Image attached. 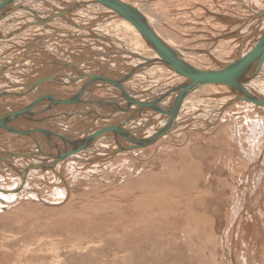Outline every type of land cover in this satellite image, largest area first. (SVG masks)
Masks as SVG:
<instances>
[{
	"label": "rangeland",
	"instance_id": "obj_1",
	"mask_svg": "<svg viewBox=\"0 0 264 264\" xmlns=\"http://www.w3.org/2000/svg\"><path fill=\"white\" fill-rule=\"evenodd\" d=\"M87 1H89L88 3H91L90 0ZM185 1L186 0H180L162 3L159 6L153 7L152 11L158 12L161 15L160 17L157 13L158 17L164 19L161 20L162 26L168 32H172L173 28L171 27L174 25L179 26L181 30L186 27H191L192 24H198L199 27H201V34H188V36H184L185 38L183 37L186 39V37L189 38V35H195L189 40L193 41L192 45L190 44L191 46L187 45L189 50H191V48L194 49V46L199 45V42L202 44L204 39L208 37L207 33L210 30V24L207 23L210 21L208 20L209 17L206 18L207 13L210 16L214 12L219 11L218 13H220L221 9V13L222 11H224L225 14L230 13L232 15L234 13L240 17L249 13V11L247 12V9L242 8L237 3H231L233 0H217L219 2L216 0H197V2H203L202 4L204 5L200 7L203 9L198 8L197 12H193L192 10L190 12L189 9L186 10L185 5H181L187 2ZM17 2L19 3V0L13 2L12 6H20ZM65 2L67 8L70 5L71 8H75L72 5V3H75L74 0H65ZM79 2L81 4L80 0ZM79 2L77 1V3ZM66 6L64 9H66ZM91 7H87V4H85L83 8L78 6L75 10L76 12L77 10L80 12L76 14L80 13L83 15V9H91ZM32 8L30 7V9ZM71 8L70 10L72 11ZM33 10L36 9L33 8ZM97 10L96 13L94 10H90L88 17L91 18L94 16V19L97 18V20H104V13H100L99 9ZM29 15H26L25 13L20 15L22 18L21 21H25L23 19L33 20L32 17H37L36 14ZM53 15L57 16L55 14ZM237 15L233 17H237ZM65 16L69 17L70 15L67 13ZM240 17L232 19H237L236 21H239V19H242ZM90 18L83 17L80 19L87 22L91 21ZM13 19H8L9 23H13L12 26L17 24L18 17L14 19L15 21ZM41 21L42 19L38 20L40 23ZM240 21L242 22V20ZM93 22L94 21L90 23L92 24ZM221 22L224 23V21H218L216 22L218 24L215 25L216 27L220 26L219 29H226L228 26L227 30L229 29V31H234V28H236L237 25L238 27L236 29H239L240 27L238 22L235 27L232 26V29L229 25H231L234 21L231 24L228 22L227 26H225L226 23L223 24ZM26 23L24 26H26ZM42 23L44 24L45 22ZM167 23L171 27H169ZM206 24L208 26H206ZM92 25L95 26L94 23ZM121 27L123 26L119 25V27H113L110 29H116L113 32V36H118L117 38L119 39L126 38L121 35ZM52 30L53 29L51 28L50 31L52 32ZM50 31L46 33H49ZM201 31L206 32H203L204 35H202L203 33ZM94 32L97 34L98 29H94ZM217 32L218 31H216V33ZM216 33L211 32L210 34L212 36L209 35V37L211 36L210 42L213 43V45H218L217 43L221 42H229V40H236L237 38L234 37L240 38L243 34L240 33L238 36V31L235 32L236 36L234 33L229 35H222V33H220L216 36V39L213 38V35ZM50 36V34L48 36L45 33L35 34L33 37L32 35H29L28 37L26 35L21 39L22 41H19V44L22 43L21 45L23 46L26 43H32L35 45L40 44L39 48H44L47 52H52L51 54L53 55L62 57L59 55L62 53L65 55L64 57L74 60L84 58V62L87 63L93 61L100 62L98 61L99 52L101 49H105L100 47L101 43L98 44L94 41V44H90V42L85 40L84 37H81L80 35H77L76 37L61 36L60 38L57 37V40L55 38L56 36ZM181 37H178V39ZM39 39H41V41ZM185 43L188 42H184V44ZM14 44H16L17 47L19 46L18 48L22 49L21 45L17 43ZM110 48L106 49L110 51L113 59L115 61L121 60V62H116L117 67H119V76L113 77L110 71L108 73L103 70L104 72H102L105 77L107 75L108 79L118 81L117 79L119 78L123 80L122 77H130L131 74L132 77L141 71L140 66L135 68L137 71L135 72V70H133L134 68L128 64L127 58L119 56L121 55L120 52L117 53L119 55H117L116 52H114V54ZM237 48L243 49L244 44L239 45ZM20 49L19 51L24 50ZM11 50L15 51L16 49L13 46L11 47ZM41 51V53H36L35 55L45 57L46 52L43 50ZM122 51L123 55L124 50H121V52ZM257 51L258 50L255 45L251 48L249 53ZM190 53L197 55L203 54L206 56L205 50L201 53L192 51H190ZM31 60L35 61V59H30V61ZM45 63L49 65L47 62ZM56 65L61 66V64ZM42 68L45 69L43 65ZM34 70H32L33 75L36 74V71ZM27 72L29 74V71ZM38 73H42V71ZM12 75L20 77L24 76L22 73H15ZM134 77L136 78L133 80L137 82L138 74ZM154 84L153 88L145 89L144 91L143 89L140 91L135 90L134 92L136 94H142L143 92L147 94L152 92H150V90H154V92H156V90L162 91V89L166 92L165 89L170 87L167 85L162 88L160 86L162 83L159 82H155ZM177 84H179V82ZM182 84L180 83V85ZM46 85H48L47 87H49L50 91L53 92L48 91V89L45 88ZM60 87L61 86L58 85L57 82H50L45 84L41 90H37V94H40L37 96L50 93L52 97L49 98L53 99L54 96L56 98L59 95L63 96L64 94L67 95L70 93L67 91L68 89H58L57 91L59 92H54L53 89ZM176 89L178 90V88ZM169 92L170 91L166 93ZM225 95L226 94L224 93L223 96ZM4 97L5 96L0 97V106L2 105V107H0V114L2 115H0V120L5 121L4 124L12 122L13 117L26 113L25 110H22L21 104L24 103L21 102V98L13 97L7 99ZM212 100L210 98L209 100H202L199 102L195 100L193 102L198 105L195 109L191 110L183 108V111H181V106H179L178 111L175 114V118L177 116L179 117L181 114H186V116L179 119V125L178 128H176L178 130H176V132H168L159 137L157 136L158 138L146 143L145 146L143 145L141 148L130 149L128 151L125 150L118 153V155H113L111 157L107 156L108 158H102L101 154L96 156L98 153L97 151H87L83 149L81 150L84 153L81 157L83 161L81 160L78 162L79 159L72 160L70 158H62L64 160L60 161L58 171L65 178L66 188L61 185V190L60 187L55 188V186L49 184L53 181L52 175L40 180L37 178L39 173H35L34 176L30 174V178L23 183V181L18 178V173L16 171L1 170L0 187L8 188L13 185V183L15 185L18 181L19 187L30 188L31 191L38 194L39 197L37 199L36 197L32 198L21 196L20 198H12V201L9 200V198H6L7 202L3 199V197H0V264H258L253 254L255 249L251 246V252L246 251L247 246H244L242 243L244 233H242L243 231L241 230L244 227L247 228V226L251 227V224L253 225V223L256 222V219L259 220L263 213L259 206L261 204L258 194L260 192V194L264 193V173L262 172L264 171V152H262L264 151V128L261 129L264 126V123H259L258 120H261L260 116L264 118V114H262L264 113V109H258L253 105H249L251 108H247V111L244 112L243 105L245 102H239V104L226 106L224 103L221 104L220 100ZM16 103L18 105H16ZM217 103L220 105H217ZM211 106L216 109L214 112H217L211 113L209 112L210 109H205L207 107L210 108ZM9 107L10 112L12 111V108H16V110L17 108L19 110L21 109V114L19 113L16 116H11L12 112L9 113ZM79 109L80 107L77 111L84 112V109ZM105 110H108V108L104 109V111ZM4 111L8 112L5 113ZM133 111H131V113ZM138 112L139 114H131L130 117L132 115H134V117H141L142 114L140 111ZM86 114L89 113L86 112ZM3 115L5 117H3ZM256 117L257 119L259 117L260 118L257 120ZM150 120L152 122L158 121L157 118H152ZM13 121L15 120L13 119ZM252 121L255 125L252 124ZM55 122L57 121H53L51 123ZM91 124L94 125L95 122L93 123L92 121H88L87 124L83 127L81 125V129L77 128L79 130L76 131L81 132V135H90V133L98 130V126L95 124L96 127L92 128L94 131L90 132L88 127ZM261 125L262 127H260ZM107 126L108 127L106 128H111L110 125ZM33 130H37L35 126ZM87 130L90 133H88ZM70 131L73 130H61L59 133L63 135ZM84 131H86V133ZM8 135L11 136L7 137L4 134L0 135V139H4L0 142L2 154H8L10 150L24 154L26 152L25 149L28 148V143H32L29 136L25 134L21 135L20 133H13ZM73 136L74 135L71 133L66 134L65 137L63 136V142L65 143L69 140H73ZM105 142H103V144L101 143L100 147L103 148V146L107 143ZM47 144L48 143H43L41 146L47 147L49 146V144ZM97 146L98 145H96V147ZM24 164L26 165L27 163L25 162ZM251 172L253 173L249 174ZM179 173H181V175ZM193 173L195 174L194 177L196 179H198L199 176V178H204L206 182H208L206 185L201 182L202 179L194 181L195 185L200 184V191L205 192L207 189L209 192V194L205 193L207 194L206 197H202L200 199L199 205H191V208L197 211V217L191 216L194 214H181L179 212L182 211V209L180 210L177 207L178 203L182 202V200V204H185L188 203L189 200L193 199H187L186 197L183 198V196H181L182 188L178 186V175L182 176L179 179L181 180L183 178H190V175ZM230 177H232V179ZM237 177L239 179H237ZM218 178L223 180L225 179L224 181H226V183L230 186L226 188L222 187L217 182ZM240 179H242V181ZM166 180L173 181L175 185H164V181ZM247 180H249L250 183ZM192 185L193 182L191 181V184L187 187L191 188ZM252 186L253 188H251ZM215 188L221 193L215 192ZM133 189H135L136 192ZM167 194L168 196H166ZM187 196L191 197V194ZM209 196H213V199L209 198ZM228 196H230L231 200L229 203L225 202V199ZM39 198L41 201H39ZM42 200L46 201L47 204ZM53 202L56 205L50 204ZM247 202L252 204L251 210L248 208ZM236 213H238V215H236ZM167 216L169 217L167 218ZM251 233L255 236L259 233V230L252 226ZM261 239H263L262 236ZM257 245L258 243L256 241V248L258 247ZM248 254H250L253 263L250 261L246 262L243 259ZM235 255L237 257H234ZM239 257H241L244 261H242Z\"/></svg>",
	"mask_w": 264,
	"mask_h": 264
},
{
	"label": "bare ground",
	"instance_id": "obj_2",
	"mask_svg": "<svg viewBox=\"0 0 264 264\" xmlns=\"http://www.w3.org/2000/svg\"><path fill=\"white\" fill-rule=\"evenodd\" d=\"M15 1H17V0H12L11 3L7 7L0 10V97L5 96L4 98H7V99L13 98V97L21 98L20 100L24 104H21V103L20 104L22 106V110H25L26 113L23 115H20L21 117H19V118L13 117V119L15 121H13V119H12V122H10V123L6 122L7 124H4L5 121H3L2 125L0 126V135L4 134L5 136L8 137V136H11L8 134H13V133H20L21 135L25 134V135L29 136L32 143H28V148L25 149L26 152L24 154L19 153V152H13V150H10V152L8 154L7 153L2 154V150L0 149V171L1 170H3V171H6V170L16 171L18 173V178L20 180H22L23 183H24V181H27V179L30 178V176H29L30 174H32L34 176L35 173H39L37 178H39L40 180L44 179L47 176L52 175L53 181L49 184L55 186V188L56 187L58 188L61 185L66 188L65 178L58 171L60 161H63L64 159L61 158V160L57 161L56 160L57 154L65 155V156H63V158H70L72 160L73 159H79L78 162L81 160L83 161V159H81L82 154H84L82 151H78L77 153H74V154L71 152L75 149L76 145L83 143L85 141L84 139H86L90 136H92V137L89 139V141L87 142V144L85 145V147L83 149H85L87 151H89V150L90 151H97L98 153L96 154V156H99L101 154L102 158L103 157L106 158L107 156L108 157H111L113 155L115 156V155H118V153H120L122 151L130 150L127 147L131 146L132 144H130V143L126 142L124 139H122L121 135L116 133L113 130V128L121 127L131 137H135L136 139L141 140V141H147V142L143 143L142 146H139L137 148H141V147H143V145L145 146L146 143H149L150 141L158 138L159 136L152 139V137L154 135H156L157 133H159L161 130H163L166 127V125L170 119V116H172V113H170V115L167 113L173 111V103L175 100H178V107L181 106L180 107L182 109L181 111H183V108H187L190 110L195 109L198 104H195L193 101L196 100L197 102H199L202 100H209V98L211 100L215 99L216 101L220 100L221 104L224 103L226 106L239 104V102H242V103L245 102V104L243 105L244 112L247 111V108H251V107H249V105H253L258 109L259 108L264 109V105H258V104H255L254 102L249 101V100H245L247 97L246 95H249L251 97H254L257 100H260V101L263 100L264 101V61H263V63H261L259 65H257V61L253 62L250 70L246 71L242 78L234 80V83L238 86V90H236V98L234 97V94L231 91H229L228 87H223L221 85L200 84V83L192 82L194 75L197 74L198 71H199V73H203L205 75H208L210 73L221 72L220 70L231 69L236 63L241 62L244 58H247L249 56V54H252V53H249V51L251 50V48L253 46L256 45L257 50L260 49L261 42L264 41V0H243V1L242 0H233V1H231V3L235 2L233 4L237 3L242 8L247 9V12L249 11L248 14H244V16H242V17H240L239 15L234 14V13H233L234 15L233 14L231 15L230 13L225 14L224 11H222V13H221V10H222L221 8H220L221 9L220 13H218L219 11L214 12L212 14L209 12L211 14L210 16L208 15V13L206 14L207 16L204 14L206 16V18L209 17L208 20L210 21L209 23H207V24H210V26H209L210 30L207 33L208 37H209V35H211L210 34L211 32L216 33V31H218V32L215 35H213V38H216V36L219 35L220 33H222V35H226V34L229 35V34L234 33V35L236 36L235 32L238 31V33H237L238 36L240 35V33H243V34L240 36V38L234 37V38H237L236 40H233V41L229 40V42L217 43L218 45H215V44L213 45V43L210 42V37L212 35L209 38L205 36L206 39H204L202 44H200V42H199L198 43L199 45L194 46V49L191 48V50H189L187 45H190V44L192 45L193 41L192 40L189 41V40L192 39L195 35H193V36L189 35V38L186 37V39H184L185 38L184 36H188V34H196V33L201 34L200 33L201 27H199L198 24H192L191 27L185 26L186 28H183L181 30V28H179V26L174 25L173 27H171L167 23V25L169 27L173 28L172 32H168L162 26L161 20H164V19L160 18L161 15L158 12L152 11L153 7L159 6L162 3L174 2V1H180V0H119V1L123 2L124 4H126V6L130 7V9L137 14V16L140 20L139 23L142 24L145 28H147L146 29L147 31L149 29L150 31H152L154 33V35L156 36L157 39H159V41L160 40L162 41V44L165 46V49L162 48V53L163 54L167 53L170 57L169 58L170 62L168 64H165L164 62L166 60L161 59L158 56V54L150 48L147 40L144 38V37H146V35L145 34L141 35L138 32V30L135 28V25L133 23L129 22V20H126L122 15L118 14L117 12H115L111 9H108L104 6H101L93 0H90L91 3H88L89 1H87V0H80L81 4H80L79 0H76V1L74 0L75 3H72V5L75 8L78 6H81L83 8L85 6V4H87V7L92 6L91 9L88 8L89 11L94 10L95 13H96V10L99 9L100 13L103 12L105 15V16L102 15L104 17V20L100 19L101 20L100 21V20H97V18L94 19L95 18L94 16H92L91 18L88 17V15L90 13H89L87 8H85L86 10L83 9V15H81L80 13L76 14L80 11L77 10V12H76L75 8L70 7L71 5L68 6V8H67V6L65 5V3H66L65 0H19V3L17 2V4H20V6L19 5H13L12 6L13 2H15ZM77 1L79 3H77ZM186 1H185L186 2L185 4H181V5H185L186 10L189 9L190 12H191V10L193 12H197V9L200 8L202 5H204V4H202L203 2H197V0L196 1L192 0V2H191V0H186ZM0 2H1V0H0ZM217 2H219V1H217ZM179 3H181V2H179ZM65 6H66V9H64ZM30 7L31 8L33 7L36 10H33V8L30 9ZM70 8L72 9V11L70 10ZM183 8H185V7H183ZM200 9H203V8H200ZM233 9H235V8H233ZM206 10H207V8H206ZM180 11H181V8H180ZM210 11L212 12L211 9H210ZM193 12H192V14H193ZM201 12H203V11H201ZM228 12H230V11H228ZM24 13L26 15L36 14L37 17H32L33 20L23 19L25 21H21L22 18L20 15H23ZM67 13H69V15H70L69 17L65 16V14H67ZM154 13H156V14H154ZM157 13L159 14L160 17H158ZM53 14H55L57 16H54ZM93 15H95V14H93ZM155 15H157V16H155ZM236 15H237V17H240L242 19H239V21H236L237 19L233 20L232 18H234V19L237 18V17H233ZM16 17H18L17 24H14V26H12L13 23H9L8 19L11 20L13 18L15 19ZM83 17L90 18L91 21L85 22V21L81 20L80 18H83ZM29 18H31V17H29ZM41 19H42L41 23L38 22V20H41ZM215 20H216V22L224 21V23L223 22H221V23H223V24L226 23L225 26L228 25L227 24L228 22L231 24L234 21L231 25H229L231 27V29H232V26L235 27V25H237V22L240 24V27H239V29H236L238 27V25H237L236 28H234L235 29L234 31H232V30L229 31V29L227 30L228 26L226 29L225 28L219 29L220 26H217V27L215 26L216 24H218L215 22ZM240 20H242V22ZM27 21H30V22H27ZM92 21H94L93 23L95 24L96 27L94 25H92L93 23L92 24L90 23ZM24 22L25 23L27 22L26 26H24V24H25ZM42 22H45V23L43 24ZM154 22H155V24H154ZM202 24H204V23H202ZM207 24H206V26H208ZM119 25L123 26L120 28V30L122 31L121 35L126 37V38H122V39L120 38L119 39V38H117L118 36L117 37L113 36V32L116 29L115 28L113 30H110V29L113 27H119ZM51 28L53 29L52 32L50 31ZM96 28L98 29V33H97L98 35L94 32V29H96ZM48 31H50L51 33L50 32L46 33ZM203 32L205 33L206 31H203ZM40 33H43V34L45 33L48 36H49V34L51 36H56L55 37L56 40H57V37L60 38L61 36L62 37H76L77 35H80L81 37H84L85 40L90 42V44H94L93 43L94 41L97 42L98 44L101 43L100 44L101 46L98 44L97 45L102 47V48H105V49H101V51L99 52L98 61H100V62L95 61L97 63L96 64L94 61L90 62V63L84 62L85 61L84 58L83 59L80 58L81 60L80 59H78V60L70 59L68 57H64L65 55L62 53L59 54L62 57L53 55V54H51L52 52L50 53L49 51L47 52L44 48L43 49L39 48L40 44L35 45L32 43H26L24 46L21 45L22 43L19 44V41L24 36L27 35V37H28L29 35H32V37H33V36H35V34H40ZM204 33L202 35H204ZM251 33H252V35H251ZM5 35H7V36H5ZM177 36L178 37L182 36V37L178 39ZM197 37H199V36H197ZM55 38H53V39H55ZM39 40L41 41V39H39ZM114 41H116V42H114ZM221 41H222V39H221ZM184 42H188L189 44L188 43L184 44ZM14 43L21 45L22 49H24V50L18 48L19 46L17 47V45ZM182 43H183V45H182ZM194 43H196V42H194ZM241 44H244V48L243 49L237 48ZM13 46L16 49L15 51L11 50V47H13ZM52 48H54V47H52ZM106 48L112 49L113 53L116 52V54L120 52L121 55H119V54H117V55H119L123 58H127L128 64L134 68L133 70H135V72H137L135 68L141 66L140 67L141 71H139L137 73L138 74V81L137 82L134 81L136 78L134 76H136L137 74L133 75L132 77H131L132 74L130 75V77H122L123 80H121V78H119V79H117L119 82L115 81L113 79H108L107 78L108 76L106 74H105L106 77L104 76V74H103L104 71H106L108 73L110 71L113 77L119 76L118 75L119 67H117L116 62H121V60L115 61L113 59V56H111L110 51H108V49H106ZM19 49L22 51H19ZM98 49L100 50L99 47H98ZM41 50H43V51L45 50L44 51V52H46L45 57L35 55L36 53H41L42 52ZM121 50H124L123 55H122L123 51L121 52ZM204 50L206 51V56L203 54L197 55V54L190 53V51L201 53ZM254 53H256V52H254ZM173 57L175 59H178L179 63L183 67H185V68L188 67L190 69V72L187 70L190 73V77H187V78L182 77L176 71H174V67L171 66V62H172ZM30 59H35V61H32V60L30 61ZM45 62H47L50 66L47 65ZM56 64H61V66L56 65ZM42 65H43V67H45V69L42 68ZM22 67H25V68H22ZM34 69H37V70H34ZM32 70L36 71L35 75H33ZM27 71H29V74ZM40 71H42V73H38ZM15 73H22L24 76L20 77V76L12 75ZM96 79L117 83L123 89L122 90L110 89L107 86H105L107 84L104 83L105 85H102L103 83H101L100 81H97ZM53 81L57 82V84L61 86L60 88L53 89L54 92H59V91H57L58 89H61V90L62 89H65V90L68 89L67 91H69L70 93L67 95H65L63 93L64 94L63 96L59 95L56 98L54 96L53 99L49 98V97H52V95H50V93L49 94L45 93V95L37 96V95H40V94H37V90H41V88L44 87L45 84H48V83L53 82ZM167 81H168V83H167ZM155 82L162 83V85H160L162 88L166 87L167 85L170 86V87H167V89H165L166 92H168V91H170V92L166 93V92H164L163 89H162V91L155 89L156 92H154V90H150V92L151 91L152 92L147 93V94L144 92L142 94H140V93L136 94L134 92L135 90L140 91L141 89H143V91H144L145 89L153 88V86L155 85L154 84ZM178 82H179V84H177ZM89 83H90V85H89V87H87ZM180 83L181 84L183 83V84L180 85ZM163 84H165V85H163ZM47 86L48 85H46L45 88L48 89V91H50L49 87H47ZM161 87H160V89H161ZM176 88H178V90ZM7 89H9V90H7ZM50 92H53V91H50ZM224 93L226 94L225 96H223ZM180 94H181V96L179 97ZM143 96H145V97H143ZM121 97H125V98L129 99L130 101L142 102V103L152 102L155 100L156 101V107H155V109H152L153 110L152 111L150 109L151 107H145L143 105H141V106L128 105L125 102V100L121 99ZM141 97H143V98H141ZM178 97H179V99H178ZM35 101H37L36 106L33 105V103ZM62 101H69L70 103H73V104H70V103L69 104H56L55 103V102H62ZM212 102H213V100H212ZM218 104L219 103H217V105ZM224 104H223V106H224ZM16 105H18V104L16 103ZM16 105H15V107H16ZM13 106H11V107H13ZM0 107H2V105ZM24 107H25V109H24ZM79 107H80V109L81 108L84 109V112L83 111H77V109ZM106 107L108 108V110L104 111V109H107ZM213 108L214 107L211 106L210 108L207 107L205 109H210L209 112H211V113L217 112V111L214 112V110H216L217 107H216V109L215 108L213 109ZM235 109H236V107H235ZM22 110L21 109L19 110L18 108L16 110V108L15 109L12 108V111H11L12 113H11L10 107H9L8 111H9V113H11V116H13V115L16 116L19 113L21 114ZM131 111H133V112L131 113ZM138 111H140V113L142 114L141 117H134V115H132L130 117L131 114H135V115L139 114ZM221 111H222V109H221ZM7 112H5V113H7ZM86 112L89 113L90 115L86 114ZM110 113H113V114L110 116ZM182 113H184V112H182ZM242 113H243V111H242ZM259 113H262V112H259ZM262 114H264V113H262ZM220 115H221V113H220ZM238 115H237V117H238ZM243 115H241V116H243ZM175 116H174V119L171 123L170 128L167 130L166 133L176 132V130H178L176 128H178L179 119L186 116V114L185 115L181 114V115H179V117L177 116L176 118H175ZM3 117H5V116L3 115ZM260 117H261V120L259 119ZM260 117L258 118L259 120L257 119V117H256V119L258 120L259 123L261 122L263 124L264 118H262V116H260ZM152 118L153 119L157 118L158 121L152 122L150 120ZM6 119H7V117H6ZM26 119H30L32 121L26 122L25 121ZM4 120H5V118H4ZM53 121H57V122L51 123ZM88 121H92L93 123L95 122V124L98 126V130L94 131V129H92V128L96 127V125L91 124L88 128H89L90 132L91 131H94V132L90 133L87 130L88 133H90V135H81V132H78L76 130L81 129L80 126L82 125V127H83L85 124L88 123ZM252 124L255 125L254 122ZM107 125H110L111 128L110 129L106 128V127H108ZM34 126L36 127L37 130H33ZM257 126H258V124H257ZM260 127H262V125ZM3 128H5V129H3ZM67 128H69V129H67ZM77 128H79V129H77ZM234 128H235V125H234ZM263 128H264V126L261 129H263ZM61 130H68V131L73 130V131H70V132H67V133L61 135L59 133ZM253 130H254V128H253ZM84 132L86 133V131H84ZM70 133L74 135L73 136L74 138H72L73 140H69V141L67 140L68 142L64 143L63 142V140H64L63 136L65 137L66 134H70ZM254 133H256V132H254ZM3 140H4L3 138L0 139V142ZM103 142L106 143L105 144L106 147L103 146V148H102V147H100L101 146L100 144L101 143L103 144ZM43 143H48L49 146H47V147L41 146V145H43ZM96 145H98V146L96 147ZM134 149H136V148H134ZM251 150H252V148H251ZM262 152H264V151H262ZM90 153H93V152H90ZM67 154H69V155L67 156ZM251 155H252V153H251ZM25 162L27 163L26 165L24 164ZM262 172L264 173V171H262ZM252 173L253 172H251L249 174H252ZM179 174L181 175V173H179ZM190 176H191L190 178H187V179L183 178V179L179 180L182 176L178 175V178H179L178 179V186L180 188H182L181 189L182 190L181 196H183V198L186 197L187 199L188 198H193V199L188 201L189 205H188V203L182 204L183 203V200H182V202L178 203L177 207L180 210L182 209V211H180L179 213H181V214H186V213L194 214L191 216L197 217V211H195L193 208H191V205H196V204L199 205L200 199L202 197H206V195L209 194V192L207 191V189L205 190V192L200 191V189H201L200 184L195 185L194 181L202 179V178H199V176H198V179H196L194 177L195 176L194 173ZM162 177H164V176H162ZM232 177H230V178L232 179ZM262 177H263V175H262ZM190 179L193 182V185L191 186V188H188L187 186H189L191 184ZM237 179H239V178L237 177ZM237 179H235V180H237ZM247 179H249V178H247ZM224 180L218 178L217 182L224 188L230 186ZM240 180L242 181V179H240ZM247 181H249V180H247ZM17 182L15 185L13 183V185L9 186L8 188L0 187V197L1 198L3 197V199L5 201H6V198H9V200H11L12 198H20L21 196H27V197H32V198L36 197L38 199V197H39L38 194L31 191L30 188H24L21 186L19 187V185H18L19 182L18 183ZM201 182L206 184V185L208 183V182H206V180L204 178L202 179ZM249 183H250V181H249ZM165 184L175 185V183L173 181H170V180L164 181V185ZM259 184H261V183H259ZM150 185H152V184H150ZM245 185H247V184H245ZM132 186L135 187L134 185H132ZM162 187H163V185H162ZM245 188H246V186H245ZM251 188H253V186ZM135 189H133V190H135ZM60 190H61V187H60ZM135 192H136V190H135ZM215 192L221 193L219 190H216V188H215ZM205 193H207V194H205ZM247 193H248V191H247ZM260 193L258 194V196H259V201L261 204L259 206L263 212L262 216L260 217L259 220L256 219V222H254L253 225L251 224V227L247 226V228L246 227L242 228L241 231H243L242 233H244L243 234L244 236H243V239L242 238L241 239H242V243L244 244V246L245 245L247 246L246 251L251 252V246L255 249L253 254L255 256L256 262L258 264H264V208H263L264 207V203H263L264 193H262V194H260ZM189 194H191V197L187 196ZM166 196H168V194ZM260 196H262V197H260ZM40 198H39V201H41ZM209 198L213 199V196L212 197L209 196ZM241 200H243V199H241ZM42 201L46 203V201H44V200H42ZM152 201H153V199H152ZM229 201H231L230 196H228L225 199V202L229 203ZM257 203H258V201H257ZM50 204L56 205L54 202L50 203ZM175 204H176V202H175ZM247 204H248V208H250V210H251L252 204H249L248 202H247ZM174 207H175V205H174ZM236 215H238V213H236ZM169 216H167V218ZM188 218H190V217H188ZM152 220H153V218H152ZM252 221H253V219H252ZM252 226H254V228L259 230V233L255 236H253L251 233ZM241 236H242V234H241ZM261 236L263 239H261ZM259 238H260V240H259ZM256 241L258 243L257 248H256ZM236 254H237V251H236ZM234 257H237V256L235 255ZM239 258L242 259L241 257H239ZM239 258H237V259H239ZM233 259H235V258H233ZM243 259L246 262L250 261L251 263H253L251 260L250 254H248ZM243 259H242V261H244ZM234 261H236V260H234ZM237 262H238V260H237ZM239 263H240V261H239Z\"/></svg>",
	"mask_w": 264,
	"mask_h": 264
},
{
	"label": "water",
	"instance_id": "obj_3",
	"mask_svg": "<svg viewBox=\"0 0 264 264\" xmlns=\"http://www.w3.org/2000/svg\"><path fill=\"white\" fill-rule=\"evenodd\" d=\"M11 1L12 0H1L0 10L7 7L11 3ZM93 1H95L96 3H98L101 6H104L108 9H111V10L117 12L118 14L122 15L126 20H129V22L133 23L135 25V28L138 30V32L141 35L142 34L146 35V37H144V38L147 40L150 48L154 52H156L161 59L166 60L164 63L168 64L170 62L169 55L167 53L166 54L162 53V48L165 49V46L162 44V41L161 40L159 41V39L156 38V36L154 35V33L152 31H150L149 29L147 31L146 30L147 28H145L142 24L139 23L140 20H139L137 14L135 12H133L130 9V7L126 6V4H124L123 2H121L119 0H93ZM255 61H257V65L263 63V61H264V41L261 42V47L256 53L250 54L247 58H244L241 62L236 63L231 69L220 70L221 72L210 73L208 75H205L203 73H199V71H198L197 74L194 75L192 82H196V83H200V84L221 85L223 87H228L229 91H231L234 94V97L236 98V90H238V86L234 83V80L242 78L244 76L245 72L250 70L252 63ZM171 66L174 67V71H176L180 76L185 77V78L190 77V73H189L190 69L188 67L187 68L183 67L179 63L178 59H175L173 57L172 62H171ZM97 81H100L101 83H103L102 85L107 84L105 86H107L110 89H119V90L123 89L117 83L103 81V80H97ZM89 85H90V83L88 84L87 87H89ZM181 94L179 95V97L181 96ZM246 96L247 97L245 100H249V101L254 102L255 104H258V105H264L263 100L260 101V100L255 99L254 97L249 96V95H246ZM179 97H178V99H179ZM121 99L125 100V102L128 105H134V106L143 105L145 107H151L150 108L151 110L155 109V107H156V101L155 100L152 102L142 103V102L130 101L129 99H127L125 97H121ZM55 103L56 104H69L70 102L69 101H62V102H55ZM70 104H73V103H70ZM33 105L36 106L37 101H35L33 103ZM177 111H178V100H175L173 103V111L167 113L169 115H170V113H172V116H170V119H169L166 127L163 130H161L159 133L154 135L152 137V139L157 137V136H162L167 132V130L171 126V123H172L174 116L177 113ZM112 114L113 113H110V116ZM19 116L20 115H18L15 118H18ZM25 121L31 122L32 120L26 119ZM2 122H3V120H0V126H1ZM3 129H5V128H3ZM113 130L116 133L120 134L121 138L124 139L126 142L132 144L131 146L127 147L128 149L137 148L139 146H142L143 143L147 142V141L138 140L135 137H131L121 127L113 128ZM91 137L92 136L84 139L85 141L83 143L76 145L75 149L71 153L74 154V153H77L78 151L83 150V148L85 147V145L87 144V142L89 141V139ZM69 154H67V156ZM63 156H65V155L57 154L56 160L57 161L61 160V158H63Z\"/></svg>",
	"mask_w": 264,
	"mask_h": 264
}]
</instances>
